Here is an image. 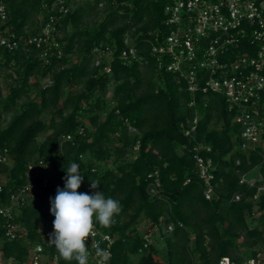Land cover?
<instances>
[{
	"label": "trees",
	"instance_id": "16d2710c",
	"mask_svg": "<svg viewBox=\"0 0 264 264\" xmlns=\"http://www.w3.org/2000/svg\"><path fill=\"white\" fill-rule=\"evenodd\" d=\"M50 1L4 0L3 27L37 33L45 18L42 3ZM163 19V0H78L58 24L60 58L45 63L35 50L0 47V68L11 70L7 93L0 91V152L6 150L9 157L8 163H0V176L6 175L4 182L0 179V205L27 182V164L33 158L42 159L48 172L47 185L39 186L36 197L14 218L21 230L17 238L0 236L5 259L22 264L28 244L53 231L50 198L57 188L63 189L65 170L73 162L83 175L79 192L101 191L122 206L110 227L97 223L117 236L110 264H218L223 256L237 263L257 259L256 246L264 244V193L257 199L254 194L264 182V146L241 150V126L221 95L197 93L195 105L189 106L191 97L183 84L173 73L157 68L149 50L154 35L165 30ZM106 46L111 50L109 62L98 60L93 51ZM132 48L137 58L123 60L121 51ZM41 79L48 82L42 84ZM109 85L111 96L106 98ZM195 115V132L186 136L181 123ZM196 144L209 147L199 153L214 167L211 199L204 196L193 158ZM154 171L159 186L151 194L155 176L149 174ZM243 174L255 178V185L239 183ZM92 180L100 183L96 190ZM255 212L260 213V226L253 225ZM142 220L158 227L163 255L154 243L143 247L147 233L140 229ZM47 250L57 256L58 264H68L53 245Z\"/></svg>",
	"mask_w": 264,
	"mask_h": 264
},
{
	"label": "built area",
	"instance_id": "2783aa9c",
	"mask_svg": "<svg viewBox=\"0 0 264 264\" xmlns=\"http://www.w3.org/2000/svg\"><path fill=\"white\" fill-rule=\"evenodd\" d=\"M73 0H51L43 2L44 23L35 34L16 32L11 26L3 27L7 19V8L0 0V47L8 51L16 49L35 50L45 63L52 57L63 54L58 40V24L70 11ZM164 32L155 34L151 40L149 53L157 68L171 72L178 83L189 93V106L195 105V95L218 94L223 97L227 110L233 114V121L241 126L239 148L243 151L264 146V0H163ZM97 58L111 59V50L95 47ZM134 48L122 50L123 60L135 59ZM97 60V61H98ZM96 61V62H97ZM108 71V66H104ZM198 116L181 123L186 136H193ZM70 139V135H66ZM208 146H193V158L199 178L204 183V196L211 199L214 195L210 180L214 168L210 158H204L199 151ZM137 149V146H134ZM8 163L6 150L0 152V163ZM239 162L237 161V164ZM40 158H33L26 169L27 182L9 194V202L0 205V236L15 239L20 226L14 222L15 216L25 204L34 199L39 186L47 185V170ZM149 188L156 193L159 186L157 171ZM41 177V181L37 178ZM239 183L254 186L256 179L241 175ZM89 188V187H87ZM1 191V186H0ZM264 193V182L257 185L254 198ZM238 195L235 196L237 200ZM181 226L182 224L178 222ZM158 230L154 226L153 230ZM172 225H167L171 230ZM2 230V231H1ZM46 230L40 242L28 244L26 260L22 264H58L57 256L47 250L51 245ZM116 235L103 231L96 225L95 235L87 241L89 246V264H101V258L95 255L93 244L107 249L112 256L111 246ZM153 239L145 234L144 248L149 247ZM110 258L103 264H110ZM255 258L237 263L228 256L218 260V264H254ZM0 264H18L13 259H5L0 249Z\"/></svg>",
	"mask_w": 264,
	"mask_h": 264
},
{
	"label": "clouds",
	"instance_id": "9594fccd",
	"mask_svg": "<svg viewBox=\"0 0 264 264\" xmlns=\"http://www.w3.org/2000/svg\"><path fill=\"white\" fill-rule=\"evenodd\" d=\"M63 189L57 188L54 198H50V214L54 217L48 242L53 245L59 258L71 264H89L90 252L87 241L95 235L97 223L105 228L110 227L114 217L122 211L120 202L113 198H105L101 191L93 194L81 193L78 189L83 183V175L79 164L73 162L65 170ZM91 188L96 190L99 181H90ZM95 255L106 262L111 253L100 247L99 242L93 244Z\"/></svg>",
	"mask_w": 264,
	"mask_h": 264
},
{
	"label": "rangeland",
	"instance_id": "374dc122",
	"mask_svg": "<svg viewBox=\"0 0 264 264\" xmlns=\"http://www.w3.org/2000/svg\"><path fill=\"white\" fill-rule=\"evenodd\" d=\"M78 2V0H73L71 8H73V6ZM97 15H91L88 17V21L93 20ZM98 18V17H97ZM11 72V70L9 71V69L6 68H0V91L3 92L4 94L7 93V88H6V83L9 82L10 79H8V73ZM33 80V78L31 79ZM40 82L42 84H45L48 82V79H41ZM111 91H112V85H109L108 87V91L106 94V98H109L111 96ZM85 122H87V120H85ZM44 136V134L42 136H40L41 138ZM1 181H5L6 180V175H1L0 176ZM260 213L255 212L254 213V219H253V225L258 224L260 226V221H258V217H259ZM248 222L250 223L251 218L248 217L247 218ZM141 230L144 231L145 233H147V235H149V237L151 236V238L153 239V243L157 246V248H159L161 254L163 255L165 252V246L163 243V240L160 236L161 232H159L158 230L153 228H150V223L148 221L142 220L141 223ZM163 226V225H162ZM164 230V226L162 228ZM239 247L242 248V244H239ZM256 248L259 250L258 254H257V259L254 262V264H264V244H259L258 246H256Z\"/></svg>",
	"mask_w": 264,
	"mask_h": 264
}]
</instances>
